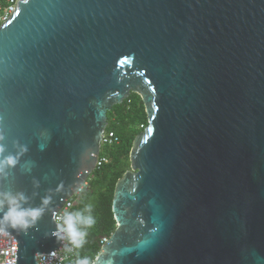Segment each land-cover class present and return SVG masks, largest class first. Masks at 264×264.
Returning <instances> with one entry per match:
<instances>
[{"label":"water","instance_id":"95a60500","mask_svg":"<svg viewBox=\"0 0 264 264\" xmlns=\"http://www.w3.org/2000/svg\"><path fill=\"white\" fill-rule=\"evenodd\" d=\"M132 94L148 126L93 264H264V0L18 1L0 26V161L16 160L0 193L42 212L3 225L17 264L62 246L55 214Z\"/></svg>","mask_w":264,"mask_h":264},{"label":"trees","instance_id":"16d2710c","mask_svg":"<svg viewBox=\"0 0 264 264\" xmlns=\"http://www.w3.org/2000/svg\"><path fill=\"white\" fill-rule=\"evenodd\" d=\"M5 3L0 0V4ZM107 132H114L119 142L104 146L100 158L102 163L89 178V186L76 198L69 213L83 211L92 205L91 215L95 219L92 227L81 230L86 233L84 241L77 248L72 260L66 264H76L79 259H87L93 264L102 251L103 238L110 239L117 229L113 214V199L116 184L131 169L130 153L136 137L148 126V117L141 97L132 94L121 105H116L108 112ZM87 214V213H86Z\"/></svg>","mask_w":264,"mask_h":264},{"label":"clouds","instance_id":"9594fccd","mask_svg":"<svg viewBox=\"0 0 264 264\" xmlns=\"http://www.w3.org/2000/svg\"><path fill=\"white\" fill-rule=\"evenodd\" d=\"M4 1L5 3H1L0 6L4 7L7 5L6 0ZM12 14H10V16ZM4 22H2L0 26ZM2 120L3 117H0V121ZM4 140H5L4 129L2 126H0V153H3L5 151V146L2 143V141ZM5 163L7 166H14L16 160L12 156H9L6 158V161H0V173L4 171ZM22 199H23L22 194L13 195L11 193H0V206H2L5 201H7V205H8V211L3 215L2 218H0V233L6 234L5 228L3 227L4 224L10 225L12 228L22 227L26 229L30 226V222L28 220L29 217H31V222L34 223L36 219L41 215L42 209H34V210L24 209L20 204V200ZM44 203L47 204L48 200H45ZM91 212H92V205L89 204L85 207L83 211H78L75 213H66L64 217H57L58 220L59 219L63 220V223L60 226V231L67 233L71 244L76 248H79L81 246L82 238L86 235V233L81 230L80 226H82L83 228H89L92 227L95 223V219L91 215ZM54 234L59 235V233H54ZM38 258H42V254H38ZM76 264H89V261L87 259H79L77 260Z\"/></svg>","mask_w":264,"mask_h":264},{"label":"built area","instance_id":"2783aa9c","mask_svg":"<svg viewBox=\"0 0 264 264\" xmlns=\"http://www.w3.org/2000/svg\"><path fill=\"white\" fill-rule=\"evenodd\" d=\"M19 0H6V6H0V24L4 22L10 14H12L16 10V6ZM119 142V138L114 132H105L102 139V146H112L115 143ZM107 162L106 159L99 157L98 167L102 165V163ZM89 186V180L84 182L76 191V193L69 200L66 201V204L63 208H61L55 214V221L59 225H62L63 220L57 219V217H64L66 213H69L70 209L74 205L76 198L81 195L84 190H86ZM84 241V237L82 238ZM109 239L103 238L101 244L104 245L107 243ZM77 248L74 247L67 235L64 232L63 244L56 251V253L52 254H42V258L37 257V264H66L68 261L72 260ZM17 253H18V245L17 240L14 239V236L7 233H0V264H17Z\"/></svg>","mask_w":264,"mask_h":264},{"label":"rangeland","instance_id":"374dc122","mask_svg":"<svg viewBox=\"0 0 264 264\" xmlns=\"http://www.w3.org/2000/svg\"><path fill=\"white\" fill-rule=\"evenodd\" d=\"M108 129V128H107Z\"/></svg>","mask_w":264,"mask_h":264}]
</instances>
